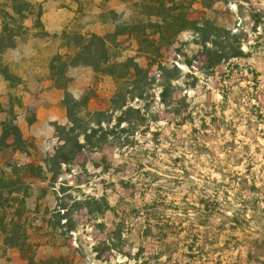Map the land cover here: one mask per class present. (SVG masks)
Instances as JSON below:
<instances>
[{
  "label": "rangeland",
  "instance_id": "rangeland-1",
  "mask_svg": "<svg viewBox=\"0 0 264 264\" xmlns=\"http://www.w3.org/2000/svg\"><path fill=\"white\" fill-rule=\"evenodd\" d=\"M22 1L14 13L0 0V34L9 24L14 48L36 39L32 64L56 89L68 78L90 112L109 109L114 80L90 66L64 69L57 55L80 43L87 57L132 59L153 77L135 35H112L141 21L143 39L160 38L149 14L193 22L168 32L172 44L161 50L180 70L173 105L155 87L132 103L145 114L129 126L132 148L82 151L54 179L48 159L56 129L69 125L65 91L21 93L4 61L12 48L2 51L0 73L15 92L0 94V264H264V0ZM48 1L62 16L43 20ZM216 39L240 48L238 57L216 62L212 45L201 44ZM215 202L221 211L200 218L196 211Z\"/></svg>",
  "mask_w": 264,
  "mask_h": 264
},
{
  "label": "trees",
  "instance_id": "trees-1",
  "mask_svg": "<svg viewBox=\"0 0 264 264\" xmlns=\"http://www.w3.org/2000/svg\"><path fill=\"white\" fill-rule=\"evenodd\" d=\"M4 2L12 3L10 10L15 13L16 8H22V0H3ZM19 4V5H17ZM29 4V3H27ZM9 9V8H8ZM42 10V9H40ZM1 14V13H0ZM3 18L16 23L15 17L2 12ZM18 16L19 13L16 12ZM145 16L157 18L156 28L159 29L158 34L160 38L145 40L147 29L139 30L141 21L137 25L132 26L131 29L122 32H115L112 36L135 35V40L139 47V53H142L149 65L156 66V75L149 76V72L145 73V69L140 67L134 60L127 59L126 62L118 64L112 63L110 59L96 58L94 56L87 57L83 53L82 45L79 43L73 53L66 55H57L54 61H61L64 69L73 67L75 65L90 66L96 73L107 75L114 80L116 85V93L110 100L109 109L103 111L90 112L87 110L88 96H84L80 100H76L72 94L66 89L69 84V79L65 78V85L58 86L59 90L65 91L64 105L67 110V119L69 125L66 127H58L56 129L58 146L55 148L54 154L48 159V172L52 178L59 175V170L63 165L71 164L76 156L82 152H93L101 149L105 145L116 147L118 149H129L134 144L133 134L135 129L129 126L137 125L139 120H144L145 114L141 113V108H135L132 103L137 99L138 101H147V96L150 95L155 87L160 88L159 94L160 102L165 106L173 105L172 95L174 93L173 82L177 81L180 70L174 66L172 71L163 60L161 50L168 48L172 43L167 40L168 32L173 31V35L181 33L185 30L186 25L191 24L186 16L183 17H161L159 14H149ZM171 17V18H169ZM139 30V31H138ZM19 36L10 29L9 24H4L0 34V56L7 49L14 48L16 39ZM91 37L95 38V35ZM115 38V39H116ZM164 42H167L166 45ZM148 44V45H147ZM201 44L205 47L207 44L214 48L211 53L212 58L216 62L226 61L229 58H237L238 50L240 48L230 47L225 42L218 39L208 41L203 40ZM146 46V47H145ZM161 46V48H160ZM68 49V47H66ZM146 48V51H143ZM148 48V49H147ZM167 50V49H165ZM120 67L123 75H118L112 71L115 67ZM127 83H130L127 84ZM152 96V95H151ZM141 115L133 117L134 115ZM174 114H177L174 112ZM126 124L129 130L120 127ZM15 135L18 129L15 128ZM131 132V133H130ZM13 136L15 137V135ZM133 137V138H132ZM1 203V197H0ZM8 203V202H7ZM220 203L206 204L205 208L196 211L200 218L210 219L217 212L221 211ZM19 225V224H18ZM20 226V225H19ZM9 236H13V234ZM20 252L25 256L27 251L20 249ZM30 260V259H29ZM55 259L40 261L37 264H53Z\"/></svg>",
  "mask_w": 264,
  "mask_h": 264
},
{
  "label": "crops",
  "instance_id": "crops-1",
  "mask_svg": "<svg viewBox=\"0 0 264 264\" xmlns=\"http://www.w3.org/2000/svg\"><path fill=\"white\" fill-rule=\"evenodd\" d=\"M43 1V0H42ZM43 6L49 12L44 14L43 20L49 18L52 15L62 16V9L54 10V5L49 1L44 2ZM36 39L27 40L17 44L15 48H12L4 53V61L14 72L21 81L18 84L17 89L22 90L21 93L29 95L30 91H42L50 90L54 93H59V89H56L50 80L45 78V70L43 68L39 69L35 64H32V60L36 56ZM33 65V67H31ZM18 67V68H17ZM32 69V70H30ZM15 92V89L11 88L9 81L6 77L0 73V94L8 95L10 92Z\"/></svg>",
  "mask_w": 264,
  "mask_h": 264
}]
</instances>
